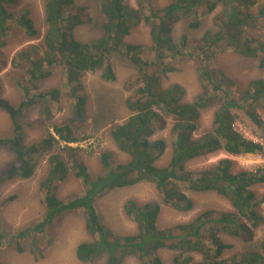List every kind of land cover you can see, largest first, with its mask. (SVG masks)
Returning <instances> with one entry per match:
<instances>
[{"label": "trees", "instance_id": "trees-1", "mask_svg": "<svg viewBox=\"0 0 264 264\" xmlns=\"http://www.w3.org/2000/svg\"><path fill=\"white\" fill-rule=\"evenodd\" d=\"M19 1L0 0V50L8 44L13 27L21 30L26 40L39 35L27 14L12 12L11 7ZM96 2L102 17L100 37L88 42L75 38L76 27L92 20L88 7L75 0H44L42 42L27 45L12 59V66L20 67L15 85L22 98L14 106L0 92V110L7 114L11 126L9 134L0 133V147L12 154L10 163L0 171V184L30 178L45 153L48 169L38 186L39 201L45 209L42 219L14 234L8 233L0 219V247L5 243L23 252L27 241L31 251L40 250L38 238L55 218L80 212L87 239L77 244L75 256L83 263L122 264L132 257L140 264H164L159 252L169 250L173 253L172 264H264V234L258 250H243L231 256H224L230 245L222 239L227 234L251 242L254 230L264 226L259 210L264 194L258 197L252 190L253 186L264 184V175L233 171L229 158L199 172L187 169L190 161L208 154L238 155L259 149L237 134L233 123L238 116H245L264 135V120L258 112L264 109V77L251 80L240 92H232L230 87L235 86V80L222 70L208 68L206 60L215 57V50L230 48L238 55L258 58V67L264 70V43L249 33L264 28V0H168L157 8L146 0H136V8L130 7L128 0ZM218 7L211 27L201 36L174 39L178 22L188 20L190 27L197 28L198 19ZM141 22L149 26L151 57L143 56L141 45L124 40ZM114 53L134 65V72L123 84L125 90H132L124 100L129 116L112 123L108 132L116 149L125 153L128 160L114 164L111 151L105 150L99 156L102 173L91 174L80 150L68 143L86 138L80 135L87 121L88 96L81 84L83 76L100 70L102 79L115 80L111 62ZM198 55L203 61L199 68L202 91L185 101V88L179 83L166 85V75L175 70L174 62L180 56ZM57 67L62 70L65 91H40L39 82ZM61 95L70 103V115L52 122L43 138L27 144L25 112L42 103L45 117L50 118L49 101ZM209 108H214L211 128L196 136L201 111ZM168 125L173 137L171 154L165 165H159L158 160L166 153V142L151 137ZM53 148L60 149L61 154L51 151ZM68 176L82 182L83 192H70L61 198L58 187ZM140 182L152 183L159 200H125L122 210L134 222L136 231L116 234L103 221L95 202L114 189ZM185 186L191 191H212L223 196L232 210H204L188 222L159 228L161 204L180 211L192 208Z\"/></svg>", "mask_w": 264, "mask_h": 264}, {"label": "rangeland", "instance_id": "rangeland-1", "mask_svg": "<svg viewBox=\"0 0 264 264\" xmlns=\"http://www.w3.org/2000/svg\"><path fill=\"white\" fill-rule=\"evenodd\" d=\"M78 5L89 8L91 22L76 27L75 38L81 42H88L101 36L102 17L96 0H75ZM151 6L157 8L165 5L168 0H146ZM132 8L137 7L136 0H128ZM44 0H20L11 10L15 14H27L32 19L39 35L34 39L26 40L25 34L13 27L12 34L8 37V44L0 50V92L3 97L10 100L16 106L22 98V93L16 87L20 67H13L11 62L15 53L30 44L42 42L44 32ZM219 7L211 14H206L198 19L199 26L192 28L188 20L178 22L173 30V37L179 40L185 36L188 40L201 36L211 27L212 16L218 12ZM250 35L256 40L264 43V28L249 30ZM28 39V38H27ZM125 42L139 44L143 50V56L151 57L148 47L151 44L149 26L145 22L139 23L132 28L124 38ZM215 57L206 60L208 68L218 69L235 80V86L230 87L232 92H240L253 79L264 77V70L258 67V58H249L238 55L232 49L215 50ZM201 56L188 57L180 56L175 62V70L168 73L166 85L179 83L186 91L185 101H191L194 96L201 93V80L199 68ZM111 62L115 73V80L106 81L101 78L100 70L87 72L82 78V86L88 96L86 105V125L81 130V136L86 138L76 141V145H70L80 150L83 161L86 163L91 174L102 173V166L99 161L101 152L108 150L112 153V162L123 163L128 160L125 153L119 152L109 135V127L112 123L124 121L129 112L125 107L124 100L131 94L132 90H125L124 82L134 72V65L129 59H125L117 53L111 55ZM26 64H22L25 67ZM53 74L39 82V90L42 92L62 87L64 77L61 68H55ZM50 118L45 117L43 104L32 106L25 112V142L27 144L43 138L51 130L50 125L56 120L66 118L70 115V103L61 95L56 100L49 101ZM214 108L201 111L198 120V128L195 135H201L211 128L212 114ZM261 118H264V109H258ZM42 115H41V114ZM47 116V115H46ZM238 121L248 129L257 128L245 116H238ZM244 124V125H243ZM11 131L10 121L7 114L0 110V133L9 134ZM255 131V132H256ZM152 139H163L166 142V153L158 160L159 165H165L171 154L170 125L155 133ZM51 151L61 154L60 149L53 148ZM48 153H45L38 162L34 174L28 179H14L0 184V219L2 224L7 226L8 233H17L19 229L26 228L34 222H39L44 214V207L40 204L38 186L40 179L48 169ZM226 158L223 152H217L202 156L190 161L187 169L192 172H199L205 168L212 167L220 159ZM12 154L5 148L0 147V171L11 161ZM233 159V158H232ZM233 171L242 170L233 159L231 166ZM255 194L260 197L264 194V184L252 187ZM186 195L191 199L193 206L188 211L176 210L169 205L161 204V211L157 219V226L165 228L174 224L188 222L204 210L216 212L231 211L232 208L226 198L212 191L195 192L184 187ZM70 192H83V185L79 179L72 176L59 184L58 195L61 198ZM14 196V197H13ZM10 197H13L10 200ZM133 199L139 203L146 201H158V192L149 182H140L131 187L114 189L105 196L98 198L95 207L103 218L105 224L116 234H131L136 231L134 222L125 216L122 205L125 200ZM254 240L242 242L241 240L227 234L222 235L224 242L230 245L224 251V256H231L243 250H254L259 248V243L264 234V226L260 225L255 230ZM38 238L37 245L40 250L31 251L30 243H23V252H17L13 247L3 243L0 247V262L2 264H95L80 262L75 256L77 244L87 239L84 229L83 215L80 212L65 213L48 225ZM15 247V245H14ZM164 264H172L173 253L169 250L159 252ZM199 255L195 256V260ZM97 263H101L97 261ZM122 264H140L135 258H126Z\"/></svg>", "mask_w": 264, "mask_h": 264}, {"label": "built area", "instance_id": "built-area-1", "mask_svg": "<svg viewBox=\"0 0 264 264\" xmlns=\"http://www.w3.org/2000/svg\"><path fill=\"white\" fill-rule=\"evenodd\" d=\"M262 119L264 120L263 117ZM233 128L244 140L257 145L259 149L253 153H241L238 155L226 154V158L232 161L234 159L243 171L264 175V135L258 130H255V132L254 130L242 126V123L238 120L233 123ZM68 145H76V142L68 143ZM259 210L264 217V202L260 203Z\"/></svg>", "mask_w": 264, "mask_h": 264}]
</instances>
